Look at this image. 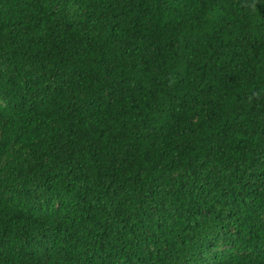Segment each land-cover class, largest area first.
I'll return each mask as SVG.
<instances>
[{
  "label": "trees",
  "instance_id": "1",
  "mask_svg": "<svg viewBox=\"0 0 264 264\" xmlns=\"http://www.w3.org/2000/svg\"><path fill=\"white\" fill-rule=\"evenodd\" d=\"M0 264H264V0H0Z\"/></svg>",
  "mask_w": 264,
  "mask_h": 264
}]
</instances>
